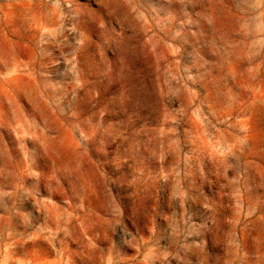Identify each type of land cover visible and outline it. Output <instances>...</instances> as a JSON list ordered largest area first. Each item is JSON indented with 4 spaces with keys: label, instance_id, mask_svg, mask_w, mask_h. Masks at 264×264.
<instances>
[{
    "label": "rangeland",
    "instance_id": "1",
    "mask_svg": "<svg viewBox=\"0 0 264 264\" xmlns=\"http://www.w3.org/2000/svg\"><path fill=\"white\" fill-rule=\"evenodd\" d=\"M0 264H264V0H0Z\"/></svg>",
    "mask_w": 264,
    "mask_h": 264
}]
</instances>
